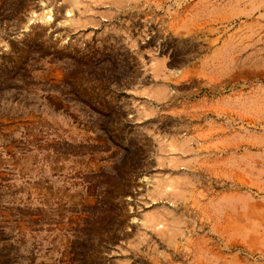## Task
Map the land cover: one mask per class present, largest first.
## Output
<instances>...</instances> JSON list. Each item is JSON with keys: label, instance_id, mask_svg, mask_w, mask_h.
Returning <instances> with one entry per match:
<instances>
[{"label": "rangeland", "instance_id": "374dc122", "mask_svg": "<svg viewBox=\"0 0 264 264\" xmlns=\"http://www.w3.org/2000/svg\"><path fill=\"white\" fill-rule=\"evenodd\" d=\"M0 264H264V0H0Z\"/></svg>", "mask_w": 264, "mask_h": 264}, {"label": "bare ground", "instance_id": "6f19581e", "mask_svg": "<svg viewBox=\"0 0 264 264\" xmlns=\"http://www.w3.org/2000/svg\"><path fill=\"white\" fill-rule=\"evenodd\" d=\"M68 12H71V11L68 10ZM45 18H46L47 20L52 19V15H51V13H50V12H47V13L45 14Z\"/></svg>", "mask_w": 264, "mask_h": 264}]
</instances>
